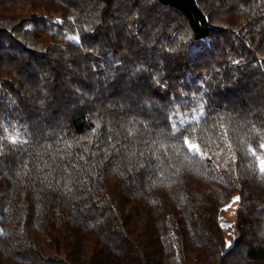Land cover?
<instances>
[{"label":"trees","instance_id":"trees-1","mask_svg":"<svg viewBox=\"0 0 264 264\" xmlns=\"http://www.w3.org/2000/svg\"><path fill=\"white\" fill-rule=\"evenodd\" d=\"M262 169L264 0H0V264H264Z\"/></svg>","mask_w":264,"mask_h":264},{"label":"rangeland","instance_id":"rangeland-1","mask_svg":"<svg viewBox=\"0 0 264 264\" xmlns=\"http://www.w3.org/2000/svg\"><path fill=\"white\" fill-rule=\"evenodd\" d=\"M14 12H16V9H13ZM189 147L195 154L196 158L202 162L208 169L212 171H216L212 165V163L209 161V159L202 153L200 148L195 142H190ZM236 197H239V190L237 189L234 193L233 199L230 201V203L222 208L221 211V223L222 225H225L224 232H225V239L228 242L234 241L236 238V231L234 227L235 219H236V210L239 203V199H235ZM230 226V227H229Z\"/></svg>","mask_w":264,"mask_h":264},{"label":"snow or ice","instance_id":"snow-or-ice-1","mask_svg":"<svg viewBox=\"0 0 264 264\" xmlns=\"http://www.w3.org/2000/svg\"><path fill=\"white\" fill-rule=\"evenodd\" d=\"M262 171H264V169H262ZM235 199H239V197H236ZM221 227H225V225H221ZM231 246V242L226 241V248H230Z\"/></svg>","mask_w":264,"mask_h":264}]
</instances>
